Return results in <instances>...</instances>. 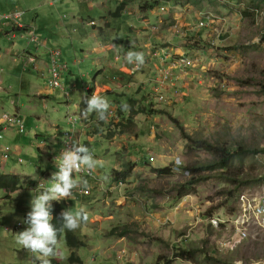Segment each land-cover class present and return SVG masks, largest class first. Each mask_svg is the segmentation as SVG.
<instances>
[{"label": "rangeland", "instance_id": "obj_1", "mask_svg": "<svg viewBox=\"0 0 264 264\" xmlns=\"http://www.w3.org/2000/svg\"><path fill=\"white\" fill-rule=\"evenodd\" d=\"M15 1L12 5L16 6V11L27 16L39 15V21L48 27L43 28L44 31H58V27L51 23L52 18L53 23L63 25L62 30H71L69 25L75 19L74 36L82 37L84 33L91 32V26L86 24L93 19L102 46L105 41L122 46L119 51L114 49L113 53L119 57L116 63L111 58L112 52L107 50L110 55L108 61L114 65L99 72L104 66L96 65L93 60L99 53L89 54L81 64H75L65 57L67 49L57 43L55 49L47 53L40 50L36 54L46 65L37 63L35 70L32 66L22 68L19 65L18 70L8 73L5 79L15 83L11 99L27 103L28 88L25 85L20 90L19 80L14 76L34 75L40 85L54 88L49 84L52 80L49 51L60 52L61 56L55 58L56 63L66 65V69L58 71V84L69 92V101L66 103L58 87L52 104L38 105L56 126L50 132L44 129L38 132L49 140L41 141L42 144L37 141V145L47 147H51L50 133L57 135L71 130L67 114L73 116L77 130L83 127L79 118L84 117L75 105L84 99L87 85L93 86L94 79L106 86H112L115 80L117 82L111 87L115 88L117 95H103L110 104L107 120H98L96 113L84 119L90 121L88 128L91 129L86 145L92 147L98 164L93 178H83L90 185V195L81 196L79 189H73L72 198L66 202L69 209L75 211L83 206L88 213V221L75 230L85 246L70 249L63 235L60 239L63 259H57L59 263L157 264L161 256L172 257L176 245L197 250L198 264H220L207 259V256L217 257L224 262L222 264H250L264 259V228L257 223L250 227L246 239L235 250H218V241L233 235L228 222L240 210V196L264 197V154H244L222 170L212 163L214 157L209 152L188 147L190 142L184 138L187 134L220 146L241 145L250 150L264 148V42L258 36L261 27L256 25L248 11L252 7L264 10V2L106 0L103 6L90 9L91 2L96 0ZM50 2L53 7L48 6ZM119 6L122 12L114 16ZM32 7V13L27 11ZM134 9L147 19L144 24L147 30L136 31L139 26L137 19L128 14ZM199 12L212 13L225 21H215L210 27L201 29L197 26ZM156 18L160 20L156 21ZM225 23L228 29L234 28V34L229 36L224 31L217 38L216 28L221 29ZM151 33L168 37L179 35L181 38L169 51L166 39H160V44L147 41ZM71 39L60 41L68 43L76 56L81 55L78 59L82 57V50L96 45L94 39L87 41L72 36ZM134 47L144 53L145 63L139 69L124 59L129 50L136 51ZM150 50L155 58L153 61ZM161 51H169L172 55L170 80L162 88L157 83L162 73L157 55ZM30 53L35 55L32 51ZM179 55L187 56L192 65L181 70L174 67L173 62ZM146 63H151L152 70L145 67ZM94 91L90 90L91 95ZM96 91L99 94V90ZM125 102L128 108L122 110L126 117L123 119L118 109H122ZM4 109L10 117L14 113L8 102ZM26 114L27 117L19 118L24 130L5 131L1 144L12 149L13 137L22 147L20 137L25 140L28 136L30 142L24 141L22 167L18 169L20 172L24 169L35 181L46 183L58 168L51 162V156L39 153L31 143L32 127L38 121L28 112ZM110 132L114 133L113 137H110ZM177 158L182 161L179 166ZM125 164L135 166L131 176L126 181H116L113 171L124 170ZM202 165H206L205 169L199 171ZM189 167L194 170L186 169ZM163 168H170V173L155 172ZM45 171L47 176L42 174ZM222 171L228 172L232 178L222 177ZM21 180L22 188L11 198L5 190H0V264H29L35 260L27 249L16 244L14 238V234L29 227L25 220L36 190L35 181L24 176ZM212 218L218 223L212 224ZM19 223L23 226L15 229ZM72 255L82 261L71 263L69 258ZM36 264L40 262L36 261ZM171 264L193 263L175 259Z\"/></svg>", "mask_w": 264, "mask_h": 264}, {"label": "crops", "instance_id": "obj_2", "mask_svg": "<svg viewBox=\"0 0 264 264\" xmlns=\"http://www.w3.org/2000/svg\"><path fill=\"white\" fill-rule=\"evenodd\" d=\"M105 1L106 0H96V1L91 2L90 9H92V7L103 6ZM15 2H16L15 0H0V132L5 127H6L5 131H13V130L19 131L17 127H15L13 125L9 126L8 122L6 120H3V117L6 115L4 113V110H5L4 108H5L6 102H8L14 108V113H12L11 118L16 117L19 120V118L21 116L27 117L26 113L28 112L29 114H31V116L36 121H38V123L32 127V129H33V140L31 143L33 144V146H35L38 149L39 153L43 152V153L51 156L50 157L51 162L56 165L55 158L58 157L62 153L63 148H64L63 147V133L60 134L58 132L57 135H51V133H50L51 141H49V143H50L51 147H47L46 145H44V146H38L37 145V141H39V144H42L41 141L47 142V140H49V138L41 137L40 135H38L39 130L44 129V131L50 132L52 129L54 130L56 128L54 122L50 119L49 114H47L46 112H43V110H44L43 108L40 110L38 108V105L46 106L47 103L52 104L54 96L56 95V92H55L56 88H47L45 86L40 85L39 83H37L34 75L27 74L26 76H20V77H19V75H17V76L15 75L14 77L19 80V83H18L19 89L20 90L23 89L25 85L28 88V90L26 91L28 102L27 103H22V102L17 103L14 99H11V95H10L12 88L15 86V83L12 82L11 79L5 80L7 78V74L12 73L15 69L18 70L19 65H21L22 68H28V67L32 66L33 70L37 69V63L40 66L46 65L44 60L38 59L36 57V54H39L40 50L47 53L48 50L55 49L54 46L57 43H60L62 46H64V48L67 49L66 53H65V57L70 59L75 64H81V62L83 60H85L89 54L91 55L94 52L99 53V55L97 57L93 58L96 65L104 66L103 68L100 69L99 72H102L104 69H109L114 65L108 61V58L110 57V55H109L107 50H110L112 52L111 58H113L114 63L119 61V57L113 53L114 52V49L112 48L113 42L105 41V44L103 46L101 45V43H99V36H97L98 34H96V32H95L97 30V27H96L95 21L93 19H89L90 22H87V24H86L87 26L88 25L91 26V28H92L91 32L90 33H84V36H82V37L77 36V35L74 36L75 26L73 25V23L75 22V19L72 20V23H70V25L68 24L70 26L69 29H71V30H66V29L62 30L63 25L59 26L58 22L53 23V18H52L51 23H52V25H56L58 27V31H56V32H50L49 31L48 32V31H44V29L48 28V27H45L46 26L45 22L39 21V15L38 14H36L35 16H33L34 14H29L27 16L26 13L22 14V11H16L15 10L16 6L12 5V3H15ZM48 6L53 7L54 5L52 2H50L48 4ZM10 10L11 11L15 10V12H11ZM27 11L32 13V11H34V8L33 7L28 8ZM121 12H122V10L119 13H121ZM12 13L18 14V16L16 17V19L14 21L12 19H5L4 20L5 15L12 14ZM49 13H51L52 16L54 15L53 12H49ZM128 14L137 19V23L139 26L137 27L136 31H144V30L148 29L147 26H144V24L147 22V19L144 18V15L141 16V13L138 9H134V10L128 12ZM114 16H116V15H114ZM100 20H102L101 17H100ZM158 20H160V19L156 18V21H158ZM162 20H163V18H162ZM17 24L21 25V27H18ZM106 25L109 26V22H106ZM31 34H32L35 42H32L30 40ZM71 36L76 37V38H80V39L83 38V39H86L87 41L94 39V42L96 45H94V47H92V48H88V49L86 48V49L82 50L81 51L82 57L80 59H78L81 55L76 56L75 52L71 48H69L68 43L64 44L62 41H60V40H67V39H69V41H71L72 40ZM180 38L181 37L179 35H173L171 37H168L167 35H160V34L157 35V34L151 33L147 37V39L146 38L145 39L147 41L154 43V44H157V43L160 44L161 43L160 39H166L167 43H169V49H167V48H165V49L170 51L172 49V46H177L175 44V42H178ZM134 49H136V52L139 51L135 47H134ZM56 50H58V49H56ZM30 51H32L35 55H32L30 53ZM53 52H56L58 54L56 56L57 58L61 56L59 51H49L50 60H51V54ZM149 52L151 53V57H152V60H151V58H150V60L153 61V59H155L154 55L151 52V50ZM55 58H54V60H55ZM158 62H159V60H158ZM57 65L58 66H65L64 69H61L58 71L62 72L63 70L66 69V65H64V64L62 65V64L57 63ZM122 67L123 66L121 65L118 68V70L121 71ZM145 67L146 68L149 67V70H152L151 63H146ZM49 72H50V70H49ZM130 73H131V71H130ZM4 74H5V77H4ZM133 78H135V76ZM92 83H93V86L87 85L84 88L85 92H86L84 99H82L77 105H75V107L78 108L77 110L79 112L81 111V107H80L81 103L84 100H86L87 98L91 97L90 90H99L100 95H104V94H107L109 96L117 95L116 92H114L115 88L114 89L111 88L112 86L116 85V83H117L116 80L112 86L111 85L106 86L105 84H99L97 82V79H94ZM7 85H8V88L6 87ZM59 88H60V94L62 93L64 95L65 101L67 103L69 101V92L67 91V89H63L61 87H59ZM105 88H108L109 90H104ZM66 108L68 109V106H66ZM80 113L82 114V112H80ZM23 114H25V115H23ZM67 117L73 118V116L70 114H67L66 120L72 126L71 130H73V133L75 136L74 139L76 141L84 144L85 146H87L86 145L87 134L91 131V129L88 128L90 125V123H89L90 121L86 122V120H84L85 118L84 119L79 118V122H80V124H83V127H81L80 130L79 129L77 130L76 129L77 123L75 122V126H73L72 121L68 120ZM81 117H83V116H81ZM23 130H24V127H23ZM22 131H20V132H22ZM66 131H68V130H66ZM27 138L28 139L23 140V138L20 137V139L23 141L22 147H21L19 144L20 142L17 141L16 139H14L13 137H11V140L14 141V144L12 145L13 148L11 149V156L6 161L2 157V150H3V147L5 145L6 146H9V145L1 144L2 141L0 142V163H1V169H2L1 172H3L4 174H7V175H18L20 178L22 176H24L25 179L29 178V180L35 181L32 177L29 176V173L26 172L24 169H23V171H21L23 173H21L18 169L19 167H22L21 150H25L24 141L27 142L28 144L30 142V139L28 136H27ZM55 140H56V145L54 146ZM88 148L90 150H92L91 146H89ZM93 153H94V151H93ZM94 157H95V155H94ZM42 174L47 176L48 172L45 171ZM45 176H43V177H45ZM82 178H87V177H82ZM48 181H49V179L47 180V182ZM41 182H43V181H35V183H36L35 189L38 188V186L40 185ZM47 182L45 183V186H47ZM78 194H80V190L78 191ZM85 197H88V195ZM64 200L66 201L68 199H64Z\"/></svg>", "mask_w": 264, "mask_h": 264}, {"label": "clouds", "instance_id": "obj_3", "mask_svg": "<svg viewBox=\"0 0 264 264\" xmlns=\"http://www.w3.org/2000/svg\"><path fill=\"white\" fill-rule=\"evenodd\" d=\"M120 47L122 46L112 44V48L117 51ZM124 59L127 63L134 64L137 69L145 63L143 52L129 50ZM85 103L87 107L82 113L85 119L89 114L96 113L98 120H107L110 104L106 96L98 94L95 90L91 97L85 100ZM127 108V103H123L122 109L127 110ZM55 161L58 171L52 174L48 186H45V182L40 183L30 201L31 210L27 213L25 220L29 227L14 234L16 244L27 249L35 257V260L29 261V264H36V261H39L40 264H51L49 258L63 259L58 233H62L65 229L75 231L89 218L83 206L78 207L75 211L72 209L64 210L60 214L62 218L61 227L57 229L51 223L53 219L51 202L71 199L73 189L89 190L88 181L80 175L74 177L73 174L85 170L91 174L95 171L98 161L94 158L93 151L74 140L72 147L63 150L55 158ZM181 163L182 161L177 158V166Z\"/></svg>", "mask_w": 264, "mask_h": 264}, {"label": "built area", "instance_id": "obj_4", "mask_svg": "<svg viewBox=\"0 0 264 264\" xmlns=\"http://www.w3.org/2000/svg\"><path fill=\"white\" fill-rule=\"evenodd\" d=\"M248 11L251 12L253 15L256 25L260 26V30L258 32V36L263 40L264 42V10H261L258 7H252L248 8ZM18 14L12 13L7 14L4 16L5 19H12L13 21L16 19ZM218 23V21H225L223 18L218 17L217 15H214L212 13L208 12H199V19H198V27L199 28H208L213 23ZM18 27H21V25L17 24ZM236 29V28H235ZM224 31H227L226 34L229 36H232L234 34V28L231 27L228 29V24L225 23L222 28H216V37L220 38L221 34L224 33ZM30 40L32 42L34 41V38L31 34ZM157 52V51H156ZM58 54L56 52H53L51 54V68H50V74H52V80L49 81V84L54 87L58 88L60 85L58 84V70L64 69L65 66H58L54 58ZM160 60V66L162 73L160 74V78L158 79L157 83L160 88H162L168 81L170 80V61L172 59L171 53L168 51H161L157 53ZM192 65V61L185 55H179L175 62H173L174 67H178L180 70L182 68H188ZM68 120L72 121V125L75 126V120H73L72 117H67ZM3 120H6L8 122V125H13L18 128L19 131L23 130V125L21 124L20 120H18L16 117H9L5 115L3 117ZM70 121V122H71ZM8 127V126H7ZM6 128V127H5ZM2 129L0 132V142L4 139V132L6 129ZM74 133L73 130H68L63 132V150L71 148L72 143L75 140L74 139ZM76 141V140H75ZM94 154V153H93ZM11 156V148L9 146H4L2 150V157L6 161ZM74 176L80 175L81 177H87V178H93L94 172L89 174L87 170L82 171L81 173H74ZM90 190L87 191H81L80 195L87 196L90 195ZM239 204H240V210L237 214H234L231 220H229V224L232 226L233 235L220 239L218 241V250L223 252H232L237 247H239L243 240L246 239L248 233L250 232V227L253 226L254 223H257L260 227L264 228V197L260 198H250L247 195H241L239 198ZM221 222V221H220ZM212 224H217L215 218L211 219ZM223 223V222H221ZM227 222H224L223 224H228ZM222 225V224H221ZM23 225L19 223L15 229L21 228ZM250 264H264V259L257 260L255 262H252Z\"/></svg>", "mask_w": 264, "mask_h": 264}, {"label": "trees", "instance_id": "obj_5", "mask_svg": "<svg viewBox=\"0 0 264 264\" xmlns=\"http://www.w3.org/2000/svg\"><path fill=\"white\" fill-rule=\"evenodd\" d=\"M259 3L264 2V0H256ZM258 6V5H257ZM122 7L119 6L117 10L114 12L113 15H118L121 11ZM246 13V12H244ZM90 93V92H89ZM81 112L83 113L84 109L87 107V104L85 103V100L81 103ZM123 109H118L119 115L125 119V112L122 111ZM94 115V114H93ZM122 125V122L120 123ZM114 133L110 132V137H113ZM184 138L187 139L190 144H188V147L196 148L198 150H205L209 152L214 157V162L222 170L227 169L230 162L235 159H240L244 154H264V148L262 149H256V150H250L245 149L241 145H237L236 147H227V146H220L211 144L206 140L199 139V138H193L192 136H189L187 134H184ZM4 139H5V132H4ZM3 139V140H4ZM212 165V164H210ZM206 165H202L199 168V171L205 169ZM135 166L131 164H125V169L122 171L114 170V178L116 181H126L128 177L131 176V173L133 171V168ZM189 171H193L194 168L189 167L186 168ZM171 171L170 168H163V169H156L155 172L159 174H169ZM196 171V170H195ZM222 177H224L227 180H230L232 177L228 172L222 171L220 174ZM22 180L18 175H7L0 171V190H5L8 194V198H11V195L18 192L22 187ZM52 221L54 227L57 229H60L62 224V218H61V212L64 210H68L69 206L65 200L61 201H52ZM223 226V225H222ZM65 235V240L67 243V246L70 249H76L79 247H84L85 243L81 241L77 235L75 234V231H68L65 229L62 233H58L59 240L62 238V236ZM174 252L172 257L166 258L165 256L159 257L157 264H171L172 261L175 259H181L183 261H189L193 264H198L197 260V250L190 248V247H177V245L174 248ZM207 259H211L215 262H219L220 264L224 263L222 260L218 259L215 256H207ZM51 260V264H60L59 261L56 258H49ZM69 261L71 263H80L82 260L80 258H74L72 255L71 258H69Z\"/></svg>", "mask_w": 264, "mask_h": 264}, {"label": "bare ground", "instance_id": "obj_6", "mask_svg": "<svg viewBox=\"0 0 264 264\" xmlns=\"http://www.w3.org/2000/svg\"><path fill=\"white\" fill-rule=\"evenodd\" d=\"M80 132V131H79ZM147 151V150H146Z\"/></svg>", "mask_w": 264, "mask_h": 264}]
</instances>
